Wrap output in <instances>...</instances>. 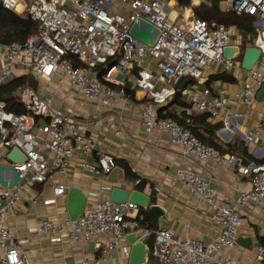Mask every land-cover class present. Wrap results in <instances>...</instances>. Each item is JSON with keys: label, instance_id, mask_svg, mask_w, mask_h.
I'll list each match as a JSON object with an SVG mask.
<instances>
[{"label": "built area", "instance_id": "2783aa9c", "mask_svg": "<svg viewBox=\"0 0 264 264\" xmlns=\"http://www.w3.org/2000/svg\"><path fill=\"white\" fill-rule=\"evenodd\" d=\"M220 1L225 11L254 18L256 36L247 46L258 47L261 54L255 67L248 71V80L239 95L240 102L251 109L264 85V0ZM0 5L20 15L28 14L37 22L36 30L24 42H0V85L22 75L47 80L67 78L88 100H100L110 107L120 97H127L124 85L130 82L149 97L142 112L147 133L160 128L169 134L170 144L179 147L184 157L215 160L218 164L232 166L252 182V189L243 193L239 200L240 207L249 202L264 204V161L225 153L204 143L164 109L184 79L199 80L204 71L215 64H222L228 70L241 66L237 57L224 56L225 48L232 45L234 32L230 27L199 19L187 7L181 14L168 0H0ZM21 5L22 11L19 10ZM124 8L130 11L133 19L123 13ZM140 19L160 30L154 44L131 33L136 21L138 30L148 28ZM143 36L150 41L155 39L152 31ZM75 58L80 64H76ZM152 63L156 71L150 68ZM133 69L138 70L134 78L131 77ZM115 71L117 76H114ZM159 83L163 85L160 88ZM113 84L121 88L116 89ZM20 97L27 110L20 114L8 110L7 102L0 100V141L9 150L19 147L27 157L25 162L14 165L19 174L14 187L0 183V220L16 205L25 186L45 182L51 169L66 175L77 152L97 155L95 163H78L94 175L108 176L116 168L113 156L97 152L95 140L84 134L74 113L54 106L50 97L39 95L29 85L21 89ZM191 103V108L184 109L187 113L196 110L217 117L227 107L228 96L225 91L213 95L205 88L201 94L192 95ZM233 116L243 117L236 111ZM187 123L192 124L191 120ZM229 126L226 120L225 127ZM255 137L254 132L246 136L250 143ZM155 144L160 145L159 142ZM176 176L215 209L211 220L220 232L213 242L205 244L198 239H182L168 228L153 230L142 226L140 207L130 201H113L109 186L90 193L96 200L86 208L83 216L58 225L50 219L44 220L38 224V232L58 231L73 244L98 242L99 256H88L72 264H99L119 247L129 259L130 245L126 235L140 229L144 234L154 235L152 264H238L234 258L223 255L218 258V255L225 249L239 247L244 222L240 208L227 202L217 203L214 188L195 170L178 168ZM5 179L11 181V173L6 172ZM68 189V184L59 183L53 187V194L59 197ZM257 259L264 263V246L258 248ZM0 264H31L5 226H0Z\"/></svg>", "mask_w": 264, "mask_h": 264}, {"label": "crops", "instance_id": "0c3cea01", "mask_svg": "<svg viewBox=\"0 0 264 264\" xmlns=\"http://www.w3.org/2000/svg\"><path fill=\"white\" fill-rule=\"evenodd\" d=\"M22 8L23 5L19 10L22 11ZM220 8L224 10L222 4ZM230 28L234 32L232 45L240 47L237 58L241 62L245 47L254 39L251 40L250 36L242 34L235 26ZM77 63L80 64L79 61ZM150 68L156 71L153 63ZM137 73L138 70L133 69L131 77L134 78ZM248 77V71L242 66L228 70L222 64H215L206 69L199 80L191 79L183 89L179 86L177 94L164 109L182 126L191 120L192 124L189 126L197 132L198 138L206 141L205 143L213 147L218 146L219 148H216L225 153H235L262 162L264 100L257 99L251 109L239 100ZM33 79L36 81V88H32L39 95L50 97L54 106L75 114L84 134L95 140L97 152L115 158L116 163L118 162L116 167L122 169V173L118 175L117 186L151 195L156 191L157 204L164 210L165 217L160 218L157 225L156 217L150 208L146 213V209L140 208V222H146L142 226H150L153 230L168 228L182 239H198L205 244L218 237L219 227L211 220L215 211L212 204L192 192L176 176L178 168L193 169L210 182L215 190L217 203L227 202L232 207L240 208L244 218L240 237L249 238V241L239 243L237 250H223L218 258L223 255L234 258L238 264H264L257 259L258 248L264 246V204L249 202L243 207L239 204L242 194L252 189L251 178L239 175L232 166L225 163L184 157L179 147L170 144L169 134L160 128L147 133L143 127L142 112L149 97L144 91L127 82L124 85V88H129L127 97H120L112 106L106 107L100 100H88L67 78ZM158 86L160 88L163 85L159 83ZM114 87L120 89L121 85L115 84ZM205 88H209L213 95L225 91L228 96L227 107L221 110L217 117L196 110L191 114L184 111L185 108L192 107V95L201 94ZM235 111L243 117L235 118ZM226 120L230 124L229 128L225 127ZM251 132H254L256 137L250 143L246 136ZM155 142L160 145L157 146ZM8 152V147L0 141V164L8 162ZM96 156L95 153L77 152L66 175L51 169L45 182H39L32 187L25 186L19 193L16 205L0 220V226L9 229L31 264H72L88 256L100 255L98 242L82 241L73 244L65 234L58 231L41 234L37 229L38 224L47 219L57 225L70 219L66 207L68 191L55 197V185L64 183L68 184L69 188L83 190L88 196L87 207L96 200L90 195L92 191L102 186H114L109 182V175H94L79 166V162L95 163ZM50 165L52 166V160ZM124 167L130 169V176L126 175ZM60 237L61 240H57ZM146 242L152 249L151 236ZM124 245L127 243L124 242ZM128 262L122 247H119L113 251L111 257L103 259L99 264Z\"/></svg>", "mask_w": 264, "mask_h": 264}, {"label": "water", "instance_id": "95a60500", "mask_svg": "<svg viewBox=\"0 0 264 264\" xmlns=\"http://www.w3.org/2000/svg\"><path fill=\"white\" fill-rule=\"evenodd\" d=\"M170 6H174L175 0H170ZM140 21L147 24V29L138 30V22L136 21L131 28V33L138 39L148 43L154 44L160 34V30L156 29L150 23L140 19ZM154 32L155 39L150 41L143 36L145 32ZM240 54V47L237 45L227 46L224 50V56L227 58H235ZM261 50L256 46H246L243 52L241 66L244 70L250 71L258 62ZM110 67V65H109ZM191 81V78L186 79L181 85L180 89H183L186 84ZM258 100H264V85L257 94ZM7 163L0 164V183L6 187L12 188L19 181V174L14 166L15 164H21L25 162L26 155L21 151L19 147H13L6 154ZM9 172L12 175V180L5 179V173ZM122 173V169L116 167L109 174V182L114 186L111 188V199L115 202L124 203L127 201L137 204L140 208L149 209L156 217L157 225H159V219L165 217L164 210L157 204L156 191L153 195L147 194L143 191L136 189L127 190L116 185L118 181V175ZM88 196L80 188L72 187L68 189L66 207L68 215L71 219H77L84 215L87 208ZM150 238V234H144L142 229L129 232L126 235V241L130 245V257L128 264H150L154 256L150 246L146 242ZM249 238L239 237L238 243L243 244L248 242Z\"/></svg>", "mask_w": 264, "mask_h": 264}, {"label": "trees", "instance_id": "16d2710c", "mask_svg": "<svg viewBox=\"0 0 264 264\" xmlns=\"http://www.w3.org/2000/svg\"><path fill=\"white\" fill-rule=\"evenodd\" d=\"M177 2L179 6H187L191 3V0H177ZM195 13L199 19L205 20L209 23L217 22L218 24H224L227 27L235 26L245 36L256 33V27L253 25L254 18L252 16L246 14L237 15L232 11H224L220 8L219 0H202V3L195 8ZM36 28L37 22L28 14L19 15L18 13L7 10L0 5V42L22 43L36 30ZM74 60L77 64L76 58ZM101 71H104V69L102 68ZM26 85L36 88V81L32 76L22 75L16 77L8 84L0 85V100H5L7 102L8 110L14 111L18 114L27 112L20 97L21 89ZM113 86H115V84H113ZM125 88L128 93L129 88ZM184 125L185 127H189L193 134L196 136L198 135L188 123H185ZM203 142L205 143L206 141ZM216 147L219 148L218 146ZM119 163L121 164V162ZM116 165H118V162ZM124 169L126 175L130 176V169L128 167H124ZM144 211L145 213L148 212L147 209ZM144 223L146 222L142 221L141 225ZM148 227L151 229L150 226ZM151 238L154 239V235H151Z\"/></svg>", "mask_w": 264, "mask_h": 264}, {"label": "rangeland", "instance_id": "374dc122", "mask_svg": "<svg viewBox=\"0 0 264 264\" xmlns=\"http://www.w3.org/2000/svg\"><path fill=\"white\" fill-rule=\"evenodd\" d=\"M29 1V0H26ZM170 2V0H168ZM202 3L201 0H191V3L187 6H179L177 0H175V11H178L179 13H183L184 11V7H187L189 9H192V13L197 17L196 13H195V8L198 7L200 4ZM219 4H222L221 1L219 0ZM71 6L70 4L67 5V8L69 9ZM125 9V8H124ZM123 13L129 18V19H133L134 17L132 16V14L130 13V11H128L127 9H125L123 11ZM248 36H250V39H254L255 38V34H248ZM118 72L115 71L114 72V76H117ZM154 260H151V263H153Z\"/></svg>", "mask_w": 264, "mask_h": 264}]
</instances>
